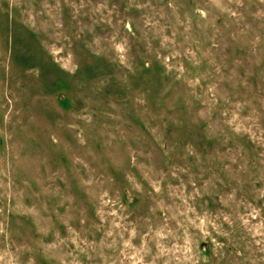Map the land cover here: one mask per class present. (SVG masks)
Returning a JSON list of instances; mask_svg holds the SVG:
<instances>
[{
	"label": "rangeland",
	"instance_id": "obj_1",
	"mask_svg": "<svg viewBox=\"0 0 264 264\" xmlns=\"http://www.w3.org/2000/svg\"><path fill=\"white\" fill-rule=\"evenodd\" d=\"M0 264H264V0H0Z\"/></svg>",
	"mask_w": 264,
	"mask_h": 264
}]
</instances>
